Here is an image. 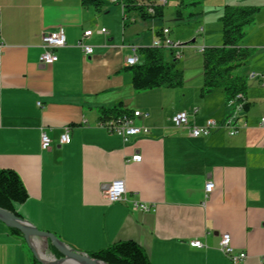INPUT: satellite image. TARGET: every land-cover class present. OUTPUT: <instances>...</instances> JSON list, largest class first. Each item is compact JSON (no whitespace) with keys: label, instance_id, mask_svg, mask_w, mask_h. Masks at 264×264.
<instances>
[{"label":"crops","instance_id":"crops-1","mask_svg":"<svg viewBox=\"0 0 264 264\" xmlns=\"http://www.w3.org/2000/svg\"><path fill=\"white\" fill-rule=\"evenodd\" d=\"M243 1L231 4H250ZM262 2L241 43L252 53L240 72L247 106L235 114L238 131L230 135L220 127L192 137L190 125L240 108L228 106L221 90L218 101L215 90H191L190 110L175 90H134L124 63L131 52L121 46H150L133 31L137 17L131 27L121 6L119 13L111 6L83 7L80 0H0V168L14 170L26 188L27 199L15 208L19 215L86 253L131 240L151 264H232L218 248L227 232L235 250L246 254L239 264H264V82L249 76L264 74ZM58 27L66 44L54 63L40 64L41 36ZM100 28L106 33L96 32ZM86 29L94 30L85 39L90 56L76 46ZM115 104L147 112L137 124L149 131L124 143L99 122L100 110ZM180 111L188 126L173 124ZM65 126L70 141L60 143ZM41 130L51 140L47 149L40 146ZM135 154L140 161L131 160ZM115 179L124 180L126 200L110 203L104 189ZM207 181L214 188L205 197ZM134 201L150 209L133 210ZM192 239L206 246L192 247ZM30 251L0 221V264H34Z\"/></svg>","mask_w":264,"mask_h":264},{"label":"trees","instance_id":"trees-1","mask_svg":"<svg viewBox=\"0 0 264 264\" xmlns=\"http://www.w3.org/2000/svg\"><path fill=\"white\" fill-rule=\"evenodd\" d=\"M115 3L122 8L124 25L132 23L136 17L146 20L160 16L164 5L158 3L157 0H118ZM80 4L83 7H91L100 11L112 3L108 0H80ZM182 5L183 0H180L178 7ZM149 8L152 10L149 11ZM259 9V5L251 4H226L224 6L219 17L221 45L205 47L202 52L200 94L219 88L223 92L225 101L233 100L235 103H243L247 90L246 77L237 70L248 62L252 51L241 47V42L246 36V27L254 22ZM139 54L138 62L128 66L134 90L173 88L182 85L183 72L175 66L177 57L174 51H171L173 61L165 59L163 47H141ZM246 106L245 102L244 107ZM130 111L132 110L115 104L110 108L100 110L99 122L102 125H108L112 121L117 122ZM27 197L26 188L18 174L12 169L0 168V207L20 216L15 208ZM9 229L22 236L18 230ZM88 255L107 264H151L145 250L131 240L113 242L102 249L88 252ZM32 260L34 264H41L34 257Z\"/></svg>","mask_w":264,"mask_h":264},{"label":"rangeland","instance_id":"rangeland-1","mask_svg":"<svg viewBox=\"0 0 264 264\" xmlns=\"http://www.w3.org/2000/svg\"><path fill=\"white\" fill-rule=\"evenodd\" d=\"M179 1L180 0H167L166 3L162 7V14L160 16H154L146 20H142L139 17H137L136 22H135L136 24L135 27L132 26L133 25L132 23H129L127 26L133 27V31L136 29L137 33L143 35L146 38V40H149L150 46L153 40L152 36H155L154 29L161 30L162 28L169 29L168 36L170 40L181 44L182 48L178 49L180 51V54L177 57L175 66L177 69L182 70L183 72V83L182 85L177 86V87L159 88V89L160 90H175V92H177L175 96H179L182 98L180 99V101L182 100L180 103H183L185 107H189L188 109L190 110V103H191L190 102V91L191 90H201V87H202V52H199L198 48L199 47H206V48L207 47H217L221 45V42H222L221 41V22L219 20V17L222 14L224 6L226 4H231L233 0H183V5L178 7ZM243 2L250 3L251 5H255L256 3H258V0L257 1L256 0H244ZM109 6H111V8H116L115 11L120 13L121 9H120L119 4L112 3ZM106 14H107L106 16H108L106 18L107 20H109L110 13H106ZM122 24L123 22L122 20H120L121 28H122ZM251 24H249L246 28H248ZM121 28H119L120 33H121ZM192 40L194 41L192 42ZM132 43H135V42H132ZM164 57L168 61H173V56L171 54V51L166 48H164ZM241 69L242 67H240L237 71L240 73ZM212 90H215L212 93L213 94L212 96L215 100L216 98H218V94H219L218 92L221 89L214 88ZM182 93H184V95H182ZM197 99H199V95ZM216 100L218 101V99ZM196 106H199V104H197ZM243 106L244 105H241V107ZM241 111H242L241 108L232 109V111L224 118L229 117V116H234L235 114H237L238 112L240 113ZM207 118H213V117H207ZM207 118H205L203 122ZM263 124H264V121H262V118H261V126ZM190 126H193V125H190ZM239 127L240 126L237 125L236 131L231 134L229 129H227L225 126H221V128H224L230 135L235 134L238 131ZM217 128H220V127H217ZM207 182H211V181H207ZM213 188H214V184H213ZM204 193H205V190H204ZM209 193L207 194L205 193L204 194L205 197H207ZM192 240H195V239H192ZM192 240L189 241V244ZM44 243H45L43 247L44 253L50 257H54L57 260H59L61 258V255L53 247L50 246L51 244L48 241H44ZM230 243H231V237H230ZM201 244L202 245L199 247L192 246L191 244L190 246L196 247V248H201V247L206 246L202 242ZM26 246L28 247L27 243H26ZM218 248H219V243H218ZM30 252L32 254V251ZM241 261H239L237 264H239ZM64 263L69 264L67 262H63V264Z\"/></svg>","mask_w":264,"mask_h":264},{"label":"built area","instance_id":"built-area-1","mask_svg":"<svg viewBox=\"0 0 264 264\" xmlns=\"http://www.w3.org/2000/svg\"><path fill=\"white\" fill-rule=\"evenodd\" d=\"M110 3L118 2V0H108ZM160 4H165L167 0H157ZM152 8H149L151 11ZM98 33H106L105 28H100L97 30ZM94 33L92 29H86L82 32L81 36L76 42V46L80 48V50L84 53V55H91L93 52L92 45L85 42V39L89 38ZM169 29L162 28L158 34H156L155 38L152 40V47H163L168 50L174 51L175 56L178 57L182 46L180 43L170 40ZM65 34L62 27H58L55 31L43 33L41 36V47L42 51L39 55L40 64L48 65L54 63L58 56L56 54V50L65 46ZM4 42L0 40V64L2 57V50L4 47ZM121 47H127L130 49V54L124 57V63L127 66L134 65L139 60L138 54V46L134 44L122 45ZM204 47H199L198 51L203 52ZM251 78L257 77L264 82V74L251 72L249 74ZM228 106H235L236 108H241L243 105L242 102L235 103L233 100L227 101ZM37 105L40 106V102H37ZM196 112V110H194ZM148 115L147 112H142L140 110L133 109L131 112L124 114L119 121L110 122L106 126L111 131L115 132L119 136H121L122 141L125 143L129 140L130 137L135 136L140 133H147L149 128L145 125L137 124V120ZM171 120L176 127H184L188 124V116L185 111H180L175 113ZM237 118L236 116H229L224 119H216V118H207L200 125L189 126V134L193 137L197 136H205L208 135L213 129L221 126H225L229 129L230 133H234L237 127ZM262 121H264V117H262ZM69 126H65L63 132L59 136L60 143H69L70 134H69ZM51 140L49 136L46 134L45 130H41L40 133V146L42 149L49 148ZM131 160L140 161L141 156L139 154H135L131 156ZM213 189V184L211 182H206L204 185L205 193H209ZM104 197L110 202H123L126 200V185L123 179H115L112 180L104 189ZM132 209L137 211H147L150 209V206L142 203L134 201L132 204ZM192 246L199 247L201 246V242L197 239L192 240L190 242ZM219 249L229 258L232 264H237L239 261L243 260L246 257V254L243 251H235L230 243V235L228 233H223L220 237L219 241Z\"/></svg>","mask_w":264,"mask_h":264},{"label":"water","instance_id":"water-1","mask_svg":"<svg viewBox=\"0 0 264 264\" xmlns=\"http://www.w3.org/2000/svg\"><path fill=\"white\" fill-rule=\"evenodd\" d=\"M194 40H192L193 42ZM0 221L5 224L8 228H14L18 230L28 246L30 247L34 258L38 260L39 263L44 264L43 261L37 254V251L31 246L32 238H40L48 241L51 246L61 255L59 260L68 261L76 260L83 261L87 264H107L101 260L92 258L88 253L73 249L62 242L54 233L45 230H40L35 226L29 224L21 216L14 214L11 211L3 209L0 207Z\"/></svg>","mask_w":264,"mask_h":264},{"label":"bare ground","instance_id":"bare-ground-1","mask_svg":"<svg viewBox=\"0 0 264 264\" xmlns=\"http://www.w3.org/2000/svg\"><path fill=\"white\" fill-rule=\"evenodd\" d=\"M39 241V242H38ZM42 241L39 238H32L31 240V246L37 251L38 256L43 261L44 264H63V262H67L69 264H87L83 261H76V260H57L56 258H52L44 253V243H41ZM43 248V249H42ZM88 253V252H87ZM66 264V263H64ZM102 264V263H99Z\"/></svg>","mask_w":264,"mask_h":264}]
</instances>
